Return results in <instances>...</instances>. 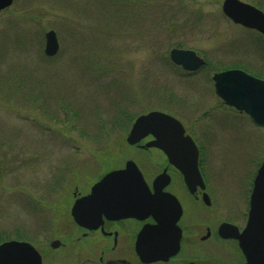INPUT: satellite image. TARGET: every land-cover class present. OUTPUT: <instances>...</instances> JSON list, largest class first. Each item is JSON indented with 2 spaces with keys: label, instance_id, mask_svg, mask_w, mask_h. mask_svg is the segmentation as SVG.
<instances>
[{
  "label": "rangeland",
  "instance_id": "374dc122",
  "mask_svg": "<svg viewBox=\"0 0 264 264\" xmlns=\"http://www.w3.org/2000/svg\"><path fill=\"white\" fill-rule=\"evenodd\" d=\"M242 1L264 10V0ZM222 3L14 0L0 12V243L44 195L61 192L53 187L123 167L130 127L151 110L203 140L214 182L245 186L264 159V128L223 104L212 77L246 65L264 78V40L227 18ZM51 29L60 48L49 57ZM174 47L209 64L186 71L171 61Z\"/></svg>",
  "mask_w": 264,
  "mask_h": 264
},
{
  "label": "flooded vegetation",
  "instance_id": "af4514ba",
  "mask_svg": "<svg viewBox=\"0 0 264 264\" xmlns=\"http://www.w3.org/2000/svg\"><path fill=\"white\" fill-rule=\"evenodd\" d=\"M242 66L230 68L248 67ZM184 127L199 150V179L188 183L182 170L191 169L190 148L170 149V158L165 149L151 144L155 139L149 135L136 144L127 143V160L136 162L151 192V198H138L147 203L136 202L130 212L114 214L98 215L86 208L81 211L83 219L77 221L72 214L75 202L90 195L97 182L120 167L95 175L78 172L74 185L53 187V194L61 192H50L44 202L35 203L32 219L17 223L14 238L7 240L29 242L39 252L41 264H264L260 227H248L262 162L245 186H221L208 173L203 140Z\"/></svg>",
  "mask_w": 264,
  "mask_h": 264
},
{
  "label": "water",
  "instance_id": "95a60500",
  "mask_svg": "<svg viewBox=\"0 0 264 264\" xmlns=\"http://www.w3.org/2000/svg\"><path fill=\"white\" fill-rule=\"evenodd\" d=\"M13 2L14 0H0V12L9 8ZM222 11L232 22L256 30L264 36V11L257 6L242 0H223ZM45 39V54L55 56L60 48L56 31H47ZM170 59L189 72H196L206 65V60L192 49L174 47L170 51ZM212 78L216 94L227 105L246 112L257 125L264 126L263 78L240 68L215 72ZM149 135L155 139L151 144L165 149L170 158L173 156L170 149L184 146L190 148L187 157L191 159V169L189 166L182 167L185 178L189 183L191 178L201 177L198 147L192 136L186 134V129L178 118L160 110L140 114L132 123L126 141L133 145ZM187 163L189 165V160ZM195 170L196 175H193ZM100 194L106 196L99 197ZM143 196L152 197L141 170L130 159L124 167L112 170L97 182L90 195L78 199L72 208V214L77 221H81V211L86 208L94 210L98 215L104 212H130L136 207V202L147 203V200L138 199ZM254 225L256 228L260 227V234L264 239V159L258 169L252 193L248 227L252 229ZM0 264H41V257L29 242L6 240L0 243Z\"/></svg>",
  "mask_w": 264,
  "mask_h": 264
},
{
  "label": "trees",
  "instance_id": "16d2710c",
  "mask_svg": "<svg viewBox=\"0 0 264 264\" xmlns=\"http://www.w3.org/2000/svg\"><path fill=\"white\" fill-rule=\"evenodd\" d=\"M259 35H260V37L263 38V36H262L261 34H259ZM263 40H264V38H263ZM178 46L181 47V45H179V44H178ZM207 64H209V63H207ZM134 118H135V117H129V119H130L131 121L134 120Z\"/></svg>",
  "mask_w": 264,
  "mask_h": 264
}]
</instances>
